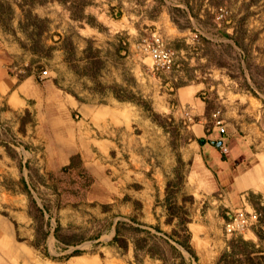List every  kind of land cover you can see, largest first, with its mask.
Here are the masks:
<instances>
[{"label": "crops", "instance_id": "obj_1", "mask_svg": "<svg viewBox=\"0 0 264 264\" xmlns=\"http://www.w3.org/2000/svg\"><path fill=\"white\" fill-rule=\"evenodd\" d=\"M48 1L32 5L30 15L34 18L24 19L21 9L12 5V14L0 22V264L69 262L48 259L33 244L36 225L29 210V190L37 207L43 210V206L31 186L36 179L27 165L33 163L37 174H44L70 165L76 157L78 164L88 168L98 149L104 148L105 153L117 145L118 132L133 147H140L142 129L146 137L152 136L146 144L151 146L152 141L153 148L148 151L155 153L159 147L165 160L150 178L144 175L142 179L133 172L130 180L139 186L131 190L121 183L124 174L106 172L104 162V201L120 200L123 206V198L129 195L132 204L127 207H163L164 219L169 215L167 207L185 209L190 218L186 222L188 244L195 252L193 238L202 235L205 244L210 230L199 207L253 210L249 194H259L264 202V140L252 132L225 135L217 127L206 128V105L193 85L175 88L173 106L166 97H155L175 119L189 120L178 128L187 139L177 149L171 148L168 140L157 147V125L150 117L138 134L131 133L133 104L115 93L112 85L123 91L126 71L139 85L141 54L134 40L120 36L111 27L117 21L106 14L104 23L99 12L84 9L85 15L94 14L106 30L84 23L78 26L80 22L66 8ZM29 18L44 26L39 28ZM88 48L102 50L106 56L90 54ZM44 70L46 75L41 76ZM136 110L140 112V107ZM8 180H21L24 190L7 187ZM39 186L35 181V188ZM225 216L229 218L230 213ZM154 220L160 227L156 215ZM220 231L216 230L218 243ZM46 247L49 252L55 249L52 234Z\"/></svg>", "mask_w": 264, "mask_h": 264}, {"label": "rangeland", "instance_id": "obj_2", "mask_svg": "<svg viewBox=\"0 0 264 264\" xmlns=\"http://www.w3.org/2000/svg\"><path fill=\"white\" fill-rule=\"evenodd\" d=\"M44 1L0 0V22L4 23L12 14V5L21 9L24 19L34 18L30 15L32 5L36 2L46 5ZM50 1L66 8L80 22L78 26L84 23L106 30L94 14H84V9L88 8L93 13L99 12L104 23L106 16L117 21L111 27L116 28L120 36H131L134 40L136 50L141 54L139 85L128 71L124 73L126 86L123 91L112 85L115 93L133 104L130 106L133 114L131 133L138 134L146 118L150 117L157 125V147L168 140L171 148L177 149L176 146L187 139L178 128L189 120L175 119L170 112L164 111V104L156 102L155 97H166L173 106L171 95L175 88L193 85L198 87L197 94L206 105V128L216 127L213 115L216 114L223 120L225 135L252 132L264 140V0ZM29 22L37 23L39 28L44 26L30 18ZM153 33L160 35L175 52L176 61L169 71L156 69L142 49V41L150 40ZM88 49L90 54L106 56L102 50ZM150 90L154 93L150 94ZM118 133L117 145L105 153L104 148L98 149V155L88 168L78 164L76 157L70 165L44 174H37L33 163L27 165L35 181L42 185L36 189L35 181L30 182L43 210L37 207L36 197L34 199L30 190L28 199L36 225L33 244L46 258L70 259L67 264H187L180 257L182 254L189 259V264H218L228 241L241 237L256 242V247L262 250L257 253L261 254V263H258V257L243 263L264 264V240L259 243L250 233H254L255 225L250 231L237 235H226L223 229L227 220L225 215L244 207H224L218 211L214 207H199V214L205 216L210 230L205 244L202 235L193 238L198 251L196 254L193 250L192 256L176 241L186 239V222L190 218L185 209L172 207V216L164 219L163 207H127L126 204H132L129 195L123 198V206L120 200L109 202L106 199L105 202L104 162L108 167L106 172L118 170L124 174L121 183L131 190L139 186L130 180L133 172L142 179L144 175L150 178L155 173L154 168L165 160V153L161 154L159 147L155 153L153 149L151 153L148 151L147 148H153L152 141L151 146L146 144L152 136L151 139L146 137L142 129L140 147H133L126 136L123 140L122 132ZM149 164L154 165L153 168H149ZM5 184L13 190H24L21 180H8ZM253 195L256 203L264 204L259 194ZM154 215L160 227L156 225ZM174 217L177 220L171 221ZM164 220L171 223L165 224ZM218 229L221 230L220 243L216 236ZM51 234L55 249L51 248L49 252L46 240Z\"/></svg>", "mask_w": 264, "mask_h": 264}, {"label": "built area", "instance_id": "obj_3", "mask_svg": "<svg viewBox=\"0 0 264 264\" xmlns=\"http://www.w3.org/2000/svg\"><path fill=\"white\" fill-rule=\"evenodd\" d=\"M142 42L143 51L148 53L156 69L169 71L173 68L176 61L175 52L168 47L160 35L153 33L150 40L145 39ZM40 75H46V71H42ZM213 115L216 117L214 120L215 126L223 134L225 132L223 120L216 114ZM221 147L223 151L226 150L223 145ZM258 217L259 214L255 210L237 209L224 222L223 229L226 235L241 234L249 230L251 226L256 225L258 223Z\"/></svg>", "mask_w": 264, "mask_h": 264}, {"label": "trees", "instance_id": "obj_4", "mask_svg": "<svg viewBox=\"0 0 264 264\" xmlns=\"http://www.w3.org/2000/svg\"><path fill=\"white\" fill-rule=\"evenodd\" d=\"M30 1L34 2L35 0H30ZM248 202L259 213L258 223L253 228V232L256 235V237L260 243L264 240V204L256 203V200L254 199L253 194L248 195ZM170 208H172V207H167V210H168L169 215H172L173 212L170 211ZM184 230L186 231V229H184ZM188 237H189V234L186 233V239L184 241L178 240V239H176V241L187 252H189L193 256V250L191 249L190 245L188 244ZM256 244H257L256 242H253L251 240H244L241 237H237L235 239L231 238V240L228 241L226 249L219 256L218 264H222L223 262H224V264H233L235 262H236V264H244L243 263L244 260L245 261L246 260H253L257 257H258V263H261V261L259 260L261 258V254H257V253L261 252L262 250H261V248L256 247ZM180 257L182 260L185 261L182 254H180ZM186 263L189 264L188 262H186Z\"/></svg>", "mask_w": 264, "mask_h": 264}, {"label": "water", "instance_id": "obj_5", "mask_svg": "<svg viewBox=\"0 0 264 264\" xmlns=\"http://www.w3.org/2000/svg\"><path fill=\"white\" fill-rule=\"evenodd\" d=\"M219 145L221 144V143H218Z\"/></svg>", "mask_w": 264, "mask_h": 264}]
</instances>
